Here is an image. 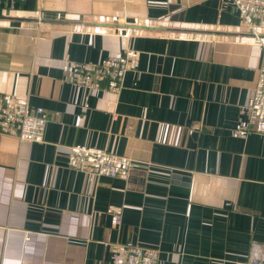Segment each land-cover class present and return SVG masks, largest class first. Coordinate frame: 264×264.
<instances>
[{"label":"crops","instance_id":"0c3cea01","mask_svg":"<svg viewBox=\"0 0 264 264\" xmlns=\"http://www.w3.org/2000/svg\"><path fill=\"white\" fill-rule=\"evenodd\" d=\"M126 55L122 86L73 62ZM261 42L230 0H0V93L41 106L44 141L0 133V264H248L264 253V135L248 92ZM126 155L123 176L70 167L60 145ZM120 217L114 223V216Z\"/></svg>","mask_w":264,"mask_h":264},{"label":"built area","instance_id":"2783aa9c","mask_svg":"<svg viewBox=\"0 0 264 264\" xmlns=\"http://www.w3.org/2000/svg\"><path fill=\"white\" fill-rule=\"evenodd\" d=\"M237 7L242 22L261 42L264 33V0H230ZM132 64L126 55H112L98 63L73 62L71 82L91 90L121 88L125 73ZM246 109L251 113L254 131L264 135V68L260 69L255 86L248 92ZM48 115L41 106H31L5 99L0 93V133L17 136L25 141H44ZM67 164L88 174L99 176H127L135 163L129 156L84 144L60 145ZM114 223L120 217H113ZM159 249L128 241L116 249L108 264H158ZM248 264H264V253Z\"/></svg>","mask_w":264,"mask_h":264}]
</instances>
